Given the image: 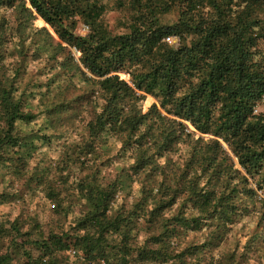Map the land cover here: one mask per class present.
Listing matches in <instances>:
<instances>
[{"label": "trees", "instance_id": "obj_1", "mask_svg": "<svg viewBox=\"0 0 264 264\" xmlns=\"http://www.w3.org/2000/svg\"><path fill=\"white\" fill-rule=\"evenodd\" d=\"M5 9L22 17L19 30L35 18L51 26L58 41L44 30L54 51H68L62 65L74 60L71 49L79 51L80 63L91 74L86 81L97 87L45 107L40 114L47 116L46 127L62 119L57 114L82 105L91 141L84 158L94 154L103 134H117L122 151L136 153L134 174H144L149 183L143 190L147 195L119 214L111 213L115 189L83 183L88 210L74 230L34 241L51 264H59L58 252L71 249L80 264H178L211 242L175 252L171 245L179 226H214L219 236L218 229L233 224L242 211L249 213L241 201L256 193L249 187L250 178L264 196V0H0V11ZM110 9L126 12L123 31L114 32L104 21ZM81 23L87 26L85 32H79ZM3 56L0 48V61ZM12 80L0 83V165L16 147L24 162L37 139L17 131L39 113L29 107V91L21 93ZM141 93L157 98L161 108L154 104L143 113ZM185 122L211 137L195 138ZM224 144L249 175L238 183H233L238 175ZM183 145L189 155L179 164L172 154L182 158ZM170 165L178 170L168 180ZM155 174L163 176L156 186L158 195L151 188ZM182 196L183 206L193 212L183 208L165 216V209ZM149 197L155 200L152 209H146ZM5 200L0 193V203ZM261 204L264 217V197ZM137 217L147 223L145 229L158 230L141 245L131 243L133 229L140 227V221H133ZM13 252L0 251V264H14ZM29 262H34L32 256ZM225 264L239 263L233 257Z\"/></svg>", "mask_w": 264, "mask_h": 264}, {"label": "rangeland", "instance_id": "obj_2", "mask_svg": "<svg viewBox=\"0 0 264 264\" xmlns=\"http://www.w3.org/2000/svg\"><path fill=\"white\" fill-rule=\"evenodd\" d=\"M126 17V12L110 9L103 19L114 32H120L124 30ZM21 18L15 10L0 11V24L4 25V29L0 28V48L4 49L3 60L0 61V83L14 79L12 81L20 87L21 93L23 90L29 91V107L34 113H39V116L30 124H19L20 129L17 131L24 136L35 135L37 139L36 146L29 148L32 154L25 155L24 162L21 161L23 152L16 147L8 150L0 165V193L6 197L0 203V251H14V264H51V259L43 257V251L35 242L48 238L51 233L74 230L76 223L88 210L87 201L81 191L83 183L102 184L115 189L111 209L113 214L130 211L143 198L144 193L147 195V191L143 190L149 183L144 174H134L132 166L136 153L132 150L123 152L122 140L117 134H103L94 145V154L84 158L83 154L89 151L91 141L85 129L87 113L83 112L82 105L75 104L73 108L57 114L55 117L60 115L62 119L52 125V128L46 127L47 116L40 114L45 107L52 103L69 101L75 95L88 91L89 87H97L86 81L91 74L80 63L79 51L71 49L74 60H69L63 66L62 63L67 61L68 51H54L55 48L47 39L44 30L46 28L54 40L58 41L51 26L35 18L27 27L19 30L17 26ZM86 29L87 26L83 23L79 25V32H85ZM16 31L19 32L16 34ZM43 45L46 49L42 48ZM76 64L81 70L78 66L75 67ZM121 76L130 81L128 74L121 73ZM141 94L144 95L140 102L143 113H147L154 104L161 108L157 98ZM2 123L0 118V124ZM185 125L186 131L193 133L195 138L211 137L209 134L200 133L188 122ZM44 135L46 136L42 140L41 136ZM224 145L228 162L233 165V173L238 175L233 183H238L240 177L247 176V173L228 145ZM186 148L185 145L180 147L182 158H179V153L172 154L179 164H184V157L189 155ZM177 170L175 168L174 171L172 165L168 166L167 179L174 177ZM153 178L151 188H154V195H158L156 186L163 176L155 174ZM249 182V187H253L256 193L241 201L248 207L249 213L242 211L233 224L218 229L219 236H216L217 233L214 235V226H204L202 229L178 227L179 235L171 245L175 247V252L193 249L196 245L211 240L197 253L188 254L178 264H225L233 257L239 264H264V217L261 204L264 196L251 178ZM184 201L182 196L173 207L165 209V216L176 215L183 208L187 214L192 213L191 207L183 206ZM154 203L155 200L149 197L146 209H152ZM133 221H140V227L132 231L131 243L134 245H141L149 235L158 231L155 228L145 229L147 223L143 224L144 220L140 217ZM13 240L18 244L13 243ZM109 241H112L110 237ZM26 250L31 253L33 263L29 262L31 256H28ZM57 258L59 264H80L72 249L58 252L55 259Z\"/></svg>", "mask_w": 264, "mask_h": 264}]
</instances>
